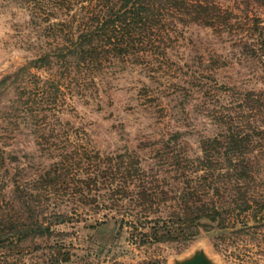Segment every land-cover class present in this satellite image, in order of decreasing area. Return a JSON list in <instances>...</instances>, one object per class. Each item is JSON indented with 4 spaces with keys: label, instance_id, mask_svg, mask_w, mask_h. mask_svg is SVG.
<instances>
[{
    "label": "rangeland",
    "instance_id": "374dc122",
    "mask_svg": "<svg viewBox=\"0 0 264 264\" xmlns=\"http://www.w3.org/2000/svg\"><path fill=\"white\" fill-rule=\"evenodd\" d=\"M47 1L0 0V264H264V228L142 244L140 230L120 223L140 217L124 194L136 190L138 174L182 191L177 179L218 133L212 115L231 103L228 88L264 95V5L212 0L231 13L232 30L171 16L147 51L107 54L93 65L72 59L57 70L54 97L36 91L53 78L43 54L56 60L42 15L56 29L80 0H68V10ZM255 21L256 32L244 31ZM244 41L257 46L245 51ZM48 175L53 194L34 191H44ZM174 201L171 194L156 203L162 212ZM36 220L49 232H28Z\"/></svg>",
    "mask_w": 264,
    "mask_h": 264
},
{
    "label": "trees",
    "instance_id": "16d2710c",
    "mask_svg": "<svg viewBox=\"0 0 264 264\" xmlns=\"http://www.w3.org/2000/svg\"><path fill=\"white\" fill-rule=\"evenodd\" d=\"M253 1L264 5V0ZM69 2L48 0L45 3L68 10ZM42 16L55 38L49 48L56 60L51 62L50 55L43 54L44 65L53 78L47 79L42 88L37 85L36 91H53L54 97L60 92L57 78L62 74L57 70L63 64L68 66L73 59L93 65L107 54L122 56L147 51L160 39V30L171 16L220 33L234 28L231 13L212 0H80L75 14L69 20L61 19L56 29L48 19L49 13ZM257 23L247 25L244 31L256 32L260 26ZM256 46L248 41L242 45L245 51ZM263 47L260 44L263 53L260 56H264ZM5 83L0 81V89ZM234 90L228 88L224 92L225 97L230 96L231 103L212 115L219 127L218 133L201 142V156L195 161H186L190 163L189 171L180 173L177 179L184 185L182 191L177 194L163 189L159 183L166 182L165 178L154 175L148 179L141 173L136 190L124 193H130L133 208L136 203L141 212L135 210L140 214L139 219L136 216V220L120 222L140 230V239L135 237V240L142 244L184 241L202 230L222 231L235 226H238L237 233L248 230L261 233L264 228V95ZM59 177L58 182L64 184ZM42 181L48 186L44 191H34L53 194L56 190L52 189L53 178L48 175ZM115 193L117 190L112 189L111 196ZM171 194L175 201L171 208L162 210L163 214L156 202ZM32 223L34 228L28 230L30 233L51 229L39 220Z\"/></svg>",
    "mask_w": 264,
    "mask_h": 264
},
{
    "label": "water",
    "instance_id": "95a60500",
    "mask_svg": "<svg viewBox=\"0 0 264 264\" xmlns=\"http://www.w3.org/2000/svg\"><path fill=\"white\" fill-rule=\"evenodd\" d=\"M186 264H206L205 261L202 258L197 259L194 262H188Z\"/></svg>",
    "mask_w": 264,
    "mask_h": 264
}]
</instances>
